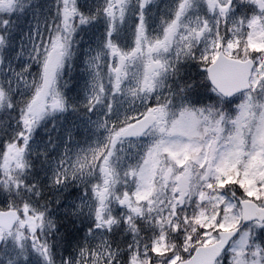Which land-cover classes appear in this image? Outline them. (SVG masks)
Here are the masks:
<instances>
[{
	"label": "snow or ice",
	"instance_id": "obj_1",
	"mask_svg": "<svg viewBox=\"0 0 264 264\" xmlns=\"http://www.w3.org/2000/svg\"><path fill=\"white\" fill-rule=\"evenodd\" d=\"M54 7L55 34H49L43 60L33 44L36 62L43 67L42 78L23 102L12 135L6 143L0 141L5 170L13 154L19 167L25 166L34 130L47 107L67 110L65 95L54 87L57 70L66 63L76 35L102 17L101 46L85 62L91 87L87 119L96 132L103 131V143L97 141L98 146L89 149L91 163L87 155L77 156L71 171L63 169L55 183L63 186L69 178L75 181L85 173L98 172L104 188L90 186L98 201L92 214L100 222L97 227L112 225L118 221L105 215L107 201L112 194L110 186L120 182L121 174L145 181L161 152L189 154L192 161L185 164L176 160V170L167 169L173 180L174 203L165 219L169 229L182 238L179 247L185 251V245L193 247L198 256L204 255L205 264H224L227 253H231L229 264H264V0H105L103 6H97L95 0H56ZM25 11L21 0H0V44L6 43ZM36 35L39 38L38 29ZM182 58L193 62L197 70L187 84L181 82L172 91L167 81L169 75L181 80ZM165 87L169 88L168 97L162 94ZM191 91L211 93L218 98L219 110L215 105L192 106L188 102ZM177 93L181 96L179 105ZM236 98L240 101L236 111H224ZM4 107L11 111L16 105L0 88V108ZM97 109L102 112L100 121L92 120ZM253 120L258 124L249 140L245 130L251 132ZM145 137L150 139L143 152L121 171L122 145ZM142 187L140 183L138 191ZM16 188L19 191L18 183ZM84 195H88L87 188ZM116 199L129 206L127 194ZM184 203L192 206L191 215L180 212L179 205ZM131 211L139 214L140 209ZM177 216L182 217L179 223ZM131 219L129 216V222ZM51 226L47 211L27 202L22 208L7 204L0 209V242L13 237L23 254L25 233H30L33 251L44 264H53V256L39 243V234ZM161 239L166 242L164 233ZM170 248L165 255L158 241H153L143 255L155 253L166 264H193L177 251L176 244ZM128 264L150 261L142 260L137 251L128 257Z\"/></svg>",
	"mask_w": 264,
	"mask_h": 264
},
{
	"label": "rangeland",
	"instance_id": "obj_2",
	"mask_svg": "<svg viewBox=\"0 0 264 264\" xmlns=\"http://www.w3.org/2000/svg\"><path fill=\"white\" fill-rule=\"evenodd\" d=\"M21 3L26 8L25 14L19 17L15 22L12 34L6 38V43L0 44V59L3 61V63L0 64V88L4 89L7 97L12 100L15 105H19L20 108L23 106V102L30 96L36 82H39L42 78L43 67L42 64L36 62V52L34 51L33 44L35 43L36 50L41 53L40 59L43 60V49L47 48L49 44L48 35L54 31L52 21L48 17L52 14H55L56 16L54 7L56 0H41V3H36V0H21ZM95 3L97 6H103L105 0H95ZM101 19L105 22L102 17ZM209 19L213 18L209 17ZM100 25V21L98 23H93L94 28L97 29H101ZM77 27H79V25H77ZM37 29L39 30V38L36 35ZM86 30L87 29L84 28L79 34H77V42L75 44L81 51V54L77 59V75L74 83L70 88H66V85L64 87L62 86L64 80V75L62 74L65 68L64 64L62 69L57 70V83L54 86L62 93L64 90L69 94L68 96L71 100L63 93L68 104H70V101L71 103L73 102L82 116H77L75 121L71 123H66L64 120L59 123L61 126L59 128L61 135L59 136L60 139L56 146L47 144V141L41 142L39 140H32L31 145L27 150V154L24 157V161L25 164L29 161L30 154L34 159L39 155H46L44 163L38 167L37 175L42 182L46 183L48 186H52L55 190H58L57 192H54L57 196L59 194L63 196L60 204L57 206L58 209L57 212H55V218L57 217V214H70L73 218L82 217L84 220L91 222L90 219L93 217L92 209L94 206L98 205V201L94 198L91 192V187L90 193L92 194V201H89L85 198L76 196L73 192L69 193L67 185L70 182L89 186L98 184L100 189L103 190L102 186H104V181L100 180L103 179V177L98 172H96L95 175H87V173H85L83 178L78 177L75 181L69 178L68 182L63 186H58L55 183L56 176L59 172L63 171V169H69V171H71L77 156L83 158L87 155L89 157V163H91L89 149L97 147V141L101 144L103 143V131L96 132L94 130L95 125L89 126V121L87 119L89 112L86 104L87 96L91 95V87L88 83L90 73L88 65L85 62L86 57L95 55L96 51L100 48L102 31L100 30L96 35V31L93 29L95 32L89 33L86 36ZM155 34L156 33L154 32L153 35ZM68 52H70V47ZM182 63H185L184 58H182ZM133 71H135L134 68ZM171 80L177 85L175 79L171 78ZM162 94L163 96L168 97L165 88L163 89ZM215 99L217 98L215 97ZM47 103L49 105L51 104V96L48 97ZM211 105H215L217 110H219V103H211ZM137 106H139V101H137ZM8 111L7 107L0 108V116L7 114ZM14 111L15 108L11 110V112ZM224 111H226L225 108ZM235 111V108H229L226 112L234 113ZM45 112L46 114L44 118H51L53 116L57 118L58 115L63 113V111L59 109L54 111L50 106L45 109ZM59 119L57 121H59ZM102 119V112L100 109H97L96 114L92 115V120L100 121ZM42 121L35 130L41 125ZM251 123V132L249 133L248 130H245V136L249 140L250 135L255 134L256 132L258 120H253ZM228 127L231 129L232 126L229 124ZM14 129L15 127L11 128V135ZM149 139L150 137H145L140 141H133L131 145L127 142L122 145L123 151L120 153V156L123 159L121 165H118V167H121V171L123 167H127L129 162H135L138 155L143 152L144 144H146ZM163 153L164 152H161L155 158L146 174L145 181H141L139 177H125L121 174L120 182L110 186V193H112L109 196L110 207L106 209L105 213L108 219L116 217L115 219L119 222V220L124 217H129L132 214L135 215L136 213L131 211V209L135 207L140 209L139 213L143 212L147 217H150L151 225L157 226L159 229L165 228L163 225L158 224L159 218H161V221L164 224H168L165 218L169 216V202L174 203L171 199L173 196L172 190L171 192L167 191L168 187L171 189L169 185H171L173 181H170L171 175L167 172V169L164 170V174L161 176L163 183L157 188L152 186L155 173H159V169H162V166L160 165L162 158L160 159V157ZM171 155L175 160L184 161V157L188 158L189 161L186 163L184 162L185 164L192 161V156L189 154ZM0 163L4 167L5 157L3 155H0ZM14 166H16L17 169L21 168L13 154L9 160L8 168ZM93 178L99 179L93 180ZM140 183H143L144 187L139 188L138 191V185ZM125 194L130 197L129 206H122L117 202L116 198H123ZM152 195L155 196L156 199H153ZM167 197H169L170 201ZM176 199H179L178 193L176 194ZM81 204H83V207H81ZM0 207L4 208L1 204ZM118 210L128 211L126 216L124 214V216H118ZM123 221L129 227L131 222H129L128 218H125ZM105 224L106 223H103V225ZM249 227H251V225ZM102 228L101 224L100 227H95L93 231L88 232L84 236L78 238L73 236L69 240L68 238L64 240L63 242L66 244L67 249L64 258L58 259L57 264H116L120 253L113 250L111 242ZM45 229L39 234V243L42 245H44L46 240L48 241V238L51 239L52 236V234L49 233L45 237ZM25 237L26 238L23 241V254L20 253V250L14 244L13 237H8L2 243L0 264H17V260L22 255H24L22 264H44V261L33 251V248L29 247L32 242L31 234L26 232ZM25 256H27V259H25ZM225 264H227V261Z\"/></svg>",
	"mask_w": 264,
	"mask_h": 264
},
{
	"label": "trees",
	"instance_id": "obj_3",
	"mask_svg": "<svg viewBox=\"0 0 264 264\" xmlns=\"http://www.w3.org/2000/svg\"><path fill=\"white\" fill-rule=\"evenodd\" d=\"M182 68L183 70L180 72V76H181L182 82H186L187 84L189 80L191 79L190 74L195 72L194 71L195 67L193 65H189V66H184ZM70 84H72V82ZM189 94L196 96L197 93L194 91H191ZM12 114L15 115L16 117L19 116L20 114L19 105H16L15 111L12 112ZM15 116L8 114L6 116L7 117L6 120L10 122L11 121L10 117H11L17 121V118ZM7 124L9 123L8 122L1 123L0 121V141H6L5 134L7 132V129L3 128V125H7ZM38 134L39 132H37V135ZM18 174H19V171H15L14 169H11V168H7V171H6L5 168L0 163V202L6 205L13 204L17 207H21L23 206V203L27 202L29 199L33 201L36 200V203H34V205H36L37 208L39 209L41 208V210H46L47 213H49L47 206L45 204L42 205V202H39V200H42L44 198H46V200H49L48 199L49 191L45 190V192L42 193L41 188H39L38 185L36 184L33 176L31 175L30 170H27L23 176L19 175L18 179L13 180V178H15ZM28 181L31 182L33 185L31 190H28L23 185L24 183ZM17 183L20 185L19 191L16 188ZM229 193L230 192L226 194H229ZM236 195L239 196V193H237ZM24 197L26 198L23 200ZM189 215H191V212ZM139 221L146 223V220L144 218H140ZM74 225L76 224L74 223L73 220H71V218L59 217L56 220V223H55L56 230L51 231V234L53 235V238H54L52 240L54 246L58 247L63 242L62 238H64V235H68L72 231ZM144 226L145 224H143V227ZM168 234L170 237H172L176 235L177 233H175L173 230H170ZM142 235H144V233H142ZM142 235L140 236L143 237ZM148 237H149V233L147 232V236L145 238H148Z\"/></svg>",
	"mask_w": 264,
	"mask_h": 264
},
{
	"label": "water",
	"instance_id": "obj_4",
	"mask_svg": "<svg viewBox=\"0 0 264 264\" xmlns=\"http://www.w3.org/2000/svg\"><path fill=\"white\" fill-rule=\"evenodd\" d=\"M205 257L203 254L201 255H197V253L195 254V256L190 260L193 261V264H205Z\"/></svg>",
	"mask_w": 264,
	"mask_h": 264
},
{
	"label": "clouds",
	"instance_id": "obj_5",
	"mask_svg": "<svg viewBox=\"0 0 264 264\" xmlns=\"http://www.w3.org/2000/svg\"><path fill=\"white\" fill-rule=\"evenodd\" d=\"M37 71H39V70H37ZM36 83H39L38 81L36 82ZM209 103H219V101H217V100H215V99H213V100H211V101H208ZM240 101H239V98H236V100L235 101H233L232 102V104H231V108H235L236 107V104L237 103H239ZM229 109V107H225V110L227 111Z\"/></svg>",
	"mask_w": 264,
	"mask_h": 264
}]
</instances>
